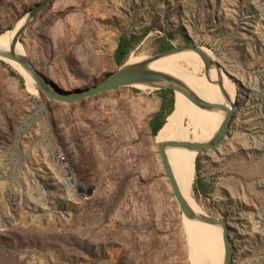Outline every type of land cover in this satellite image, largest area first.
Returning <instances> with one entry per match:
<instances>
[{
	"label": "rangeland",
	"instance_id": "1",
	"mask_svg": "<svg viewBox=\"0 0 264 264\" xmlns=\"http://www.w3.org/2000/svg\"><path fill=\"white\" fill-rule=\"evenodd\" d=\"M42 1L0 0V35ZM122 35L140 37L125 62L190 38L233 83L227 135L208 158L197 152L185 185L232 228L230 264H264V228L245 227L264 221V0H49L18 41L54 89L72 93L120 67ZM158 90L61 102L0 58V264H195L193 227L151 132Z\"/></svg>",
	"mask_w": 264,
	"mask_h": 264
},
{
	"label": "bare ground",
	"instance_id": "2",
	"mask_svg": "<svg viewBox=\"0 0 264 264\" xmlns=\"http://www.w3.org/2000/svg\"><path fill=\"white\" fill-rule=\"evenodd\" d=\"M24 22L25 18L18 22L13 32L6 31L0 35V49L9 50L12 47L13 40ZM201 49L208 55L205 49ZM14 50L19 54H25L20 42L16 43ZM208 56L212 58L210 55ZM149 58L150 57H134L131 58L128 63L146 61ZM3 60L9 61L16 70L23 74L27 79V85L31 89H36L31 75L23 66L12 60ZM202 66H205L204 61L193 50L172 53L148 63L149 68L178 78L196 93L200 99L216 106V108L210 110L198 108L182 93L176 92V111L168 116L165 126L157 133L155 137L157 143L170 141L208 142L213 140L219 133L228 112L232 113V99L235 94L233 83L220 69H217V67L215 68L214 65L209 67L206 75L199 77L198 80L191 78V75L198 74V72L202 70ZM210 77L212 78L210 79ZM227 98L230 100L229 102ZM234 107L235 106H233V110ZM197 152H200L204 157L208 158L211 151H198L181 146H169L165 149L166 158L172 169L178 189L194 212L207 215L195 203L185 185L192 174H194ZM255 224L264 228V221L261 220L256 222L246 221L245 227L250 228L253 225L255 227ZM186 226H188V228H191V226L193 227V240L190 245V250L194 263L224 264L226 260V243L223 240L222 227L187 218Z\"/></svg>",
	"mask_w": 264,
	"mask_h": 264
},
{
	"label": "water",
	"instance_id": "3",
	"mask_svg": "<svg viewBox=\"0 0 264 264\" xmlns=\"http://www.w3.org/2000/svg\"><path fill=\"white\" fill-rule=\"evenodd\" d=\"M49 0H43L41 3L37 4L34 8L30 9L27 15L24 17L25 22L18 30L14 40L12 47L9 50L0 49V58L1 59H8L17 62L21 66L25 68L26 71L29 72L31 75L35 87L38 91L44 93L48 98L67 102V103H74L79 102L84 99L91 98L96 95H100L119 87L123 86H136V85H144L147 87H152L155 89H162V88H170L174 92V99L176 92L182 93L192 104L196 107L201 109H213L216 108L215 105L210 104L202 99L194 93L190 88L186 86L181 80L171 75H168L163 72H159L157 70H153L148 67V63L153 61L157 58L164 57L166 55L177 53L185 50H193L195 51L204 61L206 70L211 67L212 65L219 67V64L215 62L212 58H210L204 51H202L201 47L197 46L195 43L192 42L190 38V42L180 45V46H173L168 50H163L156 55L150 57L146 61L140 62H133L128 63L125 62L122 64L116 71L111 73L105 79L101 80L99 83L92 85L83 90H77L72 93H66L61 90L54 89L53 86L48 82V80L33 66L32 62L26 56V54H19L14 50V47L18 41L19 36L22 34L26 26L29 22L36 17V15L44 8ZM220 108V107H219ZM176 111V103L174 101V108L173 111L170 113H174ZM169 114V115H170ZM168 115V116H169ZM168 116L166 120L168 119ZM232 118V113L228 112L224 123L222 124L219 133L213 140L208 142H160L157 143L159 149V155L161 158V162L165 171V175L168 178L174 196L176 197L180 210L182 211L183 215L190 220L205 222L211 225H219L222 227L223 237L226 243V260L224 264H230L232 257H233V250L234 247L232 245L231 239L228 235V231L231 230L224 221H220L216 218L210 217L208 215H201L192 210L182 193L177 187L175 177L172 173V169L168 160L166 158L165 149L169 146H181L186 147L188 149H195L198 151H208L215 149L217 146L221 145L224 141V138L227 135L228 128L230 126ZM164 125L159 129V131L165 126ZM158 131V132H159ZM55 149V148H54Z\"/></svg>",
	"mask_w": 264,
	"mask_h": 264
},
{
	"label": "trees",
	"instance_id": "4",
	"mask_svg": "<svg viewBox=\"0 0 264 264\" xmlns=\"http://www.w3.org/2000/svg\"><path fill=\"white\" fill-rule=\"evenodd\" d=\"M140 40V37L136 35H122L119 38L118 45L114 52V59L118 66H121L125 63L128 58L129 52L132 47ZM172 44L169 41L162 42L160 44L161 50H168L172 48ZM12 75L17 76L22 79L18 73L11 71ZM159 95L163 99V103L160 107V110L153 116L150 121V127L152 135L156 136L159 129L166 122L167 116L173 111L174 108V92L170 88H162L158 90ZM166 100V101H165ZM176 103V101H175ZM198 166V164H196ZM196 182H199V179H196Z\"/></svg>",
	"mask_w": 264,
	"mask_h": 264
}]
</instances>
